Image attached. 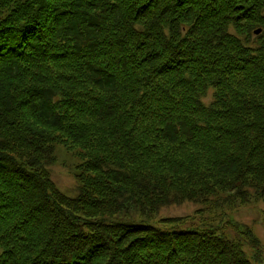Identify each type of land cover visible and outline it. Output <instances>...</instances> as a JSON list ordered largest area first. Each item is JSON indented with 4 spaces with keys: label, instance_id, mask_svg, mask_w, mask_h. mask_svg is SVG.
<instances>
[{
    "label": "trees",
    "instance_id": "16d2710c",
    "mask_svg": "<svg viewBox=\"0 0 264 264\" xmlns=\"http://www.w3.org/2000/svg\"><path fill=\"white\" fill-rule=\"evenodd\" d=\"M258 203L264 0H0V264H264Z\"/></svg>",
    "mask_w": 264,
    "mask_h": 264
},
{
    "label": "rangeland",
    "instance_id": "374dc122",
    "mask_svg": "<svg viewBox=\"0 0 264 264\" xmlns=\"http://www.w3.org/2000/svg\"><path fill=\"white\" fill-rule=\"evenodd\" d=\"M211 95L212 92L206 96L204 103L208 104L210 102ZM54 159V163L47 167L52 182L68 196H74L77 191V182L75 177V166L78 163L77 159L67 153L62 145L55 146ZM195 210H197L196 205L192 203H185L180 206L163 207L160 215L166 218L179 217L191 215ZM263 213L264 203H258L256 205L243 207L233 216L238 222L250 226L264 247Z\"/></svg>",
    "mask_w": 264,
    "mask_h": 264
},
{
    "label": "water",
    "instance_id": "95a60500",
    "mask_svg": "<svg viewBox=\"0 0 264 264\" xmlns=\"http://www.w3.org/2000/svg\"><path fill=\"white\" fill-rule=\"evenodd\" d=\"M260 30L256 31V34H259Z\"/></svg>",
    "mask_w": 264,
    "mask_h": 264
}]
</instances>
